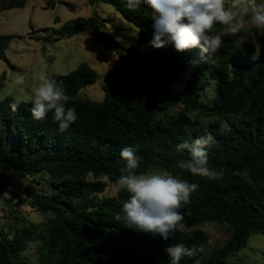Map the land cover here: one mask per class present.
<instances>
[{
    "label": "trees",
    "instance_id": "16d2710c",
    "mask_svg": "<svg viewBox=\"0 0 264 264\" xmlns=\"http://www.w3.org/2000/svg\"><path fill=\"white\" fill-rule=\"evenodd\" d=\"M83 1L111 6L139 29L138 56L104 32L95 12L67 22L58 32L71 39L89 30L95 43L119 57L120 64L104 75L102 101L81 97L99 77L87 63L54 76L73 97L66 107H74L78 117L64 132L52 113L34 119L31 101H0V198L4 218L10 220L8 231L0 234V264H169L164 249L177 243L205 249L180 264H232L228 258L245 248L251 236L264 235V37L260 53L225 46L199 61L193 49L181 53L171 44H150L154 30L147 6L133 12L125 0ZM27 3L1 0L0 11L24 9ZM47 8H55L54 0L47 1ZM11 40L0 33V60ZM207 129H225L207 146L209 167L222 173L216 180L177 167L190 154L176 146L205 136ZM128 146L141 158L137 172L167 170L199 185L181 209L185 230L168 241L114 219L128 198L126 191L98 198L107 188L103 180L114 185L119 177L125 163L120 152ZM11 172L34 178L38 185L45 181L46 189L34 191ZM16 201L29 202L43 221L27 223ZM209 223L226 227L231 237L208 253V237L197 227ZM31 244L36 246L34 263L25 256Z\"/></svg>",
    "mask_w": 264,
    "mask_h": 264
},
{
    "label": "clouds",
    "instance_id": "9594fccd",
    "mask_svg": "<svg viewBox=\"0 0 264 264\" xmlns=\"http://www.w3.org/2000/svg\"><path fill=\"white\" fill-rule=\"evenodd\" d=\"M141 5L152 12L154 31L150 44L155 48L171 44L181 53L199 49L202 56L214 54L223 44L222 35L213 34L214 26L222 24L226 32L236 34L246 23V17H250L251 22L264 31V0H125L129 11H137ZM33 79L36 85L31 89L32 117L43 120L48 113H52L59 131L68 130L78 119L75 108L66 107L73 97L45 74L34 71ZM24 83L25 76L17 73L11 87ZM16 106L15 103L11 105L13 110ZM212 139L211 135H205L191 142L185 140L179 143L176 150H186L190 159L180 161L177 167L193 176L219 179L222 173L209 167L208 162L207 146ZM120 157L125 163L119 170L120 175L111 195L115 196L120 191L129 195L114 219L123 221L130 229L151 233L164 241L170 240L174 233L183 232L186 224L181 209L190 203L199 185L167 170L137 172L141 158L131 146L123 148ZM164 251L169 257V264H180L182 258L194 257L205 249L203 246L189 248L177 243L170 244ZM196 264H200L199 260Z\"/></svg>",
    "mask_w": 264,
    "mask_h": 264
},
{
    "label": "rangeland",
    "instance_id": "374dc122",
    "mask_svg": "<svg viewBox=\"0 0 264 264\" xmlns=\"http://www.w3.org/2000/svg\"><path fill=\"white\" fill-rule=\"evenodd\" d=\"M48 0H28L24 9L13 8L0 11V33L12 36L10 45L5 53V59L0 60V101L12 98L15 103L31 101V89L36 85L33 72L47 75L54 80L55 75H66L75 70L80 64L87 63L98 74V80L94 85L86 87L81 92V97L92 101L103 100L104 75L120 64V59L114 51H106L102 45L95 43L89 30L67 39L59 30L70 21L79 18L87 19L97 12L104 24V32L111 35L126 49L137 55V29L126 21L114 8L105 4L95 7L88 5L83 0H54L55 8H47ZM1 5V0H0ZM230 6V4H229ZM58 19V23L55 21ZM221 24L214 26L213 34H221L223 44L221 47L242 45L253 48L256 53L263 50L264 31L258 29L250 17H246V23L236 34L226 32L225 28H219ZM224 26V25H222ZM225 27V26H224ZM213 31V30H212ZM199 61H206L220 52V49L211 55H201L199 49H193ZM142 66L145 61L135 59ZM17 73L25 76V83L19 87H11ZM206 130L205 135H211L213 139L221 136L224 131ZM210 142V143H211ZM209 143V144H210ZM153 171V170H152ZM13 179L25 186L37 191L46 189V183L38 185L36 179L30 178L18 172L9 174ZM106 191L98 198L114 197L111 195L113 184L107 182ZM116 196V195H115ZM27 201V200H26ZM21 210L27 223H40L43 216L36 212L29 202H15ZM4 201L0 198V234L8 231L10 220L4 218ZM208 237L209 253L214 247H222L231 237L226 227L209 223L198 226ZM25 256L30 262H36V246L31 244ZM228 261L232 264H264V235L251 236L248 244L241 251L231 255Z\"/></svg>",
    "mask_w": 264,
    "mask_h": 264
}]
</instances>
